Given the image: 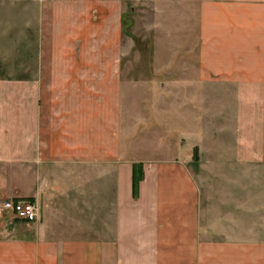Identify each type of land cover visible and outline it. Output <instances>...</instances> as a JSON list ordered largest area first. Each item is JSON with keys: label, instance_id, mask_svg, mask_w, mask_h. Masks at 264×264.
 Here are the masks:
<instances>
[{"label": "crops", "instance_id": "0c3cea01", "mask_svg": "<svg viewBox=\"0 0 264 264\" xmlns=\"http://www.w3.org/2000/svg\"><path fill=\"white\" fill-rule=\"evenodd\" d=\"M189 1L199 83L237 136L200 176L123 151L126 0H0V168L29 170L20 197L42 205L0 222V264H264V0Z\"/></svg>", "mask_w": 264, "mask_h": 264}, {"label": "rangeland", "instance_id": "374dc122", "mask_svg": "<svg viewBox=\"0 0 264 264\" xmlns=\"http://www.w3.org/2000/svg\"><path fill=\"white\" fill-rule=\"evenodd\" d=\"M124 11L123 151L134 160L187 155L199 176L208 166L215 170L208 165L212 159L208 151L213 145L237 142V136L229 130L233 118L220 99L221 90L212 89L219 98L208 100L210 89L199 83L198 5L189 0H126ZM222 109L227 114L224 119ZM15 176L13 169L0 168V185L5 189L0 195V222L26 224L1 210L3 202L33 200L20 197L29 187L25 178L29 170L19 175L22 179ZM10 188L16 190L14 197L7 196ZM39 207L36 222L42 220Z\"/></svg>", "mask_w": 264, "mask_h": 264}, {"label": "built area", "instance_id": "2783aa9c", "mask_svg": "<svg viewBox=\"0 0 264 264\" xmlns=\"http://www.w3.org/2000/svg\"><path fill=\"white\" fill-rule=\"evenodd\" d=\"M1 210L13 214L21 221L36 222L40 215L39 204L35 200H10L1 204Z\"/></svg>", "mask_w": 264, "mask_h": 264}, {"label": "trees", "instance_id": "16d2710c", "mask_svg": "<svg viewBox=\"0 0 264 264\" xmlns=\"http://www.w3.org/2000/svg\"><path fill=\"white\" fill-rule=\"evenodd\" d=\"M143 179V168L141 164L133 165V196H137L138 187Z\"/></svg>", "mask_w": 264, "mask_h": 264}]
</instances>
